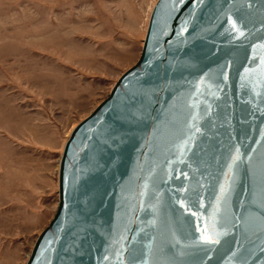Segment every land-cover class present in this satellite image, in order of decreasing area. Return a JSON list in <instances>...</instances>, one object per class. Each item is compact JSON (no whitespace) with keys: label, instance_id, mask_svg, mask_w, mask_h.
<instances>
[{"label":"water","instance_id":"95a60500","mask_svg":"<svg viewBox=\"0 0 264 264\" xmlns=\"http://www.w3.org/2000/svg\"><path fill=\"white\" fill-rule=\"evenodd\" d=\"M25 264H264V0H156Z\"/></svg>","mask_w":264,"mask_h":264},{"label":"rangeland","instance_id":"374dc122","mask_svg":"<svg viewBox=\"0 0 264 264\" xmlns=\"http://www.w3.org/2000/svg\"><path fill=\"white\" fill-rule=\"evenodd\" d=\"M156 0H0V264L51 220L71 130L137 60Z\"/></svg>","mask_w":264,"mask_h":264},{"label":"bare ground","instance_id":"6f19581e","mask_svg":"<svg viewBox=\"0 0 264 264\" xmlns=\"http://www.w3.org/2000/svg\"><path fill=\"white\" fill-rule=\"evenodd\" d=\"M156 2V1H155ZM155 4V3H154ZM154 4H153V6H154ZM153 6L151 7V9H150V12H149V15H150V13H151V10H152V8H153ZM149 15H148V18H147V22H148V19H149ZM146 27H147V23H146ZM146 27H145V31H146ZM144 34H145V32H144ZM144 37V36H143ZM139 57V56H138ZM138 59V58H137ZM137 61V60H136ZM135 61V62H136ZM63 145H64V143H63ZM63 145H62V148H63ZM59 159H60V156H59ZM58 163H59V160H58ZM58 163H57V166H58ZM56 183H57V181H56ZM56 186H57V184H56ZM56 206H57V201H56ZM55 210H56V207H55ZM54 210V211H55ZM34 243V242H33ZM33 245V244H32ZM29 255V254H28ZM28 257V256H27ZM26 260H27V258H26ZM26 262V261H25ZM25 262H24V264H25Z\"/></svg>","mask_w":264,"mask_h":264},{"label":"snow or ice","instance_id":"6c2138e0","mask_svg":"<svg viewBox=\"0 0 264 264\" xmlns=\"http://www.w3.org/2000/svg\"><path fill=\"white\" fill-rule=\"evenodd\" d=\"M233 27H235V24H233ZM203 239H204L205 241H208V242H214V241H212L211 237L208 236V235L203 236Z\"/></svg>","mask_w":264,"mask_h":264}]
</instances>
